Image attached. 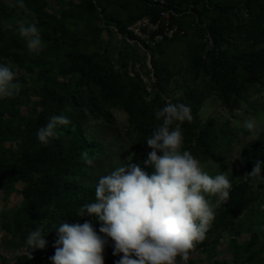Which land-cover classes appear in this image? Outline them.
Here are the masks:
<instances>
[{
  "label": "rangeland",
  "instance_id": "rangeland-1",
  "mask_svg": "<svg viewBox=\"0 0 264 264\" xmlns=\"http://www.w3.org/2000/svg\"><path fill=\"white\" fill-rule=\"evenodd\" d=\"M42 1L45 10L63 20L77 37L78 48L83 53L94 56L121 83L133 89L140 103L147 108L153 127L160 123L155 118V111L166 102H181L191 108V94L202 96L200 108L192 114L189 125L185 124L186 121L181 125L183 132H189L183 147L199 159L210 174H228L232 188L226 202H218L215 196L207 197L215 205L212 224L216 226L210 230L206 245L190 252L186 264H264V231L260 230L264 226V183L246 175L243 155L245 147L264 134V79L263 83L249 87L239 97L226 92L222 100L220 85L210 77L218 57L208 32L209 27L217 22L218 13L213 6H239L244 0H170L171 24L179 33L155 48H141L136 43L126 42L110 27L146 16L148 7L143 0ZM24 2L25 8L20 9L10 7L8 0H0L5 11L0 19L4 22L0 24V31L21 42L18 47L10 44L2 62L9 63L16 72L21 89L18 95L0 100V164L18 158L32 146V138L36 135L33 122L41 110L43 97L48 96L44 88L47 80L55 84L70 81L57 69L45 74L44 80L32 72L29 57L41 55L45 49L50 51L51 43L33 11L32 1ZM239 14L243 20L251 18L243 8ZM18 20L35 23L40 28L44 46L38 54L29 52L26 41L16 31ZM235 37L240 45L228 48L223 44L221 50H228L231 54L250 50L249 43L241 41L243 39L237 32ZM60 49L65 51V45ZM154 65L158 69V77ZM73 75L77 77L76 73ZM81 90L85 96V89ZM92 92L107 117L100 113L90 117L84 136L88 142L100 145L101 152L96 153L94 166L84 176L72 174L67 179L93 188L98 175L128 162L129 157L131 163H142L143 155L151 149L138 145V135L121 107L102 102L96 88ZM250 117L257 121L254 132L243 127V121ZM210 123L215 136L213 156L204 157L196 147L194 137L200 128ZM87 151L93 157L92 152ZM261 176L264 177V171ZM241 181L248 184L245 202L240 203L236 210L227 211L231 194ZM35 185L36 179L33 178L29 185L25 181L14 180L0 186V264H15L18 256L30 255L26 252L22 235L34 229H31V223L26 222L28 206L25 197ZM49 210V215H52V205ZM225 211L223 221L218 222ZM48 244L53 250L55 243L50 240ZM104 258L106 264H113L109 254Z\"/></svg>",
  "mask_w": 264,
  "mask_h": 264
},
{
  "label": "trees",
  "instance_id": "trees-1",
  "mask_svg": "<svg viewBox=\"0 0 264 264\" xmlns=\"http://www.w3.org/2000/svg\"><path fill=\"white\" fill-rule=\"evenodd\" d=\"M31 1L34 7L33 11L40 19L43 32L48 36V42L51 43L50 51L45 49L41 55L33 54L29 57L32 72L37 75L38 79L44 80L45 74L57 69L62 77L68 76L70 79L69 82L56 84L47 80L48 84L44 88L48 96L43 97L41 110L33 124L37 131L39 127L47 124L53 115L67 116L70 124L58 125L55 137L46 146L40 144L35 135L32 138V146L21 153L18 158L1 163L0 186L7 181L14 180H22L29 185L33 178L36 179L35 188L25 197L28 206V221L26 222L32 224V229L41 226L42 222L46 221L42 227L45 231L43 238L47 244L44 249L32 250L30 255L18 256L15 264H51L49 257L54 254L55 248L50 250L48 241L51 240L55 243L60 223L83 224L88 221L96 229L100 226L95 214L77 216L82 204L94 200V187H84L76 180L67 179L72 174L84 176L85 172L94 166L83 163L80 157L82 151L90 150L95 159L96 153L101 152L100 145L94 141L88 142L84 136L85 126L90 117H95L99 113L107 117V114L99 106L98 99L94 96L92 89H97V95L102 102H111L128 114V121L139 138L138 145L147 147L146 139L152 134L155 127L149 120L147 108L140 103L133 89L127 88L121 83L94 56L83 53L78 48L77 37L70 32L63 20L50 15L45 10V3L42 0ZM143 1L148 7L146 16L154 17V7L148 0ZM213 8L218 13L217 22L209 27L208 32L218 57L216 66L210 72V77L220 85V99H224L226 92H232L236 97H239L249 87L263 83L264 0H244L243 4L239 6L215 4ZM242 8L251 17L249 20H243L240 17L239 11ZM2 15H5V11L0 5V19ZM116 25L122 32L125 24ZM236 32L243 39L241 41L249 43L250 50L236 54H231L228 50H221L223 44L228 48L240 45L239 39L235 37ZM20 43L13 36H7L0 31V63L6 58L10 44L18 47ZM61 45H65V51L60 49ZM74 48H76L75 51H73ZM48 52H51V55H48ZM154 69L155 75L158 77V69L155 65ZM74 73L77 74V77L73 75ZM81 89H85V96ZM191 98L192 115L199 110L202 96L191 94ZM185 124L189 125V121H186ZM188 134L189 132H183L185 143L188 141ZM194 140L202 156H213L215 136L211 123L200 128ZM243 155L244 169L248 173L251 172L256 159L264 161V134H261L256 142L246 146ZM146 157L147 154L143 155L142 161ZM141 166L147 172L152 171L150 166H145L142 163ZM247 190V182L241 181L231 194L227 211L236 210L240 203L245 202ZM51 205L53 214L49 215ZM225 214L226 211L219 216L218 222L223 221ZM84 219L85 221H83ZM215 226L216 224H211L206 238L195 248L206 245L210 230ZM27 234L23 233L22 235L24 241ZM106 254L111 256L113 262L120 258L112 255L111 247L105 248L104 255Z\"/></svg>",
  "mask_w": 264,
  "mask_h": 264
},
{
  "label": "clouds",
  "instance_id": "clouds-1",
  "mask_svg": "<svg viewBox=\"0 0 264 264\" xmlns=\"http://www.w3.org/2000/svg\"><path fill=\"white\" fill-rule=\"evenodd\" d=\"M8 2L10 7L25 8L24 0ZM16 24L29 52L42 51L40 28L25 20ZM20 89L11 65L0 63V100L18 95ZM155 118L160 123L146 139L151 150L142 161L152 171H145L141 163H131L129 157L128 162L98 175L94 200L82 204L77 216L95 214L99 228L88 221L60 223L55 251L49 257L51 264H105L106 247H111L114 257H120L113 264H186L190 252L206 238L216 214L215 205L207 197L215 196L218 202H226L232 188L229 175L210 174L183 147L181 125L192 120L189 105L166 102L155 111ZM69 124L67 116L53 115L37 129L36 138L46 146L55 137L58 125ZM243 127L254 132L256 119L244 120ZM80 157L84 164L94 165L95 157H90L87 150ZM262 171L264 161L256 159L246 175L264 183ZM260 230L264 231V226ZM44 235L42 226L30 230L24 241L26 252L44 249L47 244Z\"/></svg>",
  "mask_w": 264,
  "mask_h": 264
},
{
  "label": "built area",
  "instance_id": "built-area-1",
  "mask_svg": "<svg viewBox=\"0 0 264 264\" xmlns=\"http://www.w3.org/2000/svg\"><path fill=\"white\" fill-rule=\"evenodd\" d=\"M148 1L155 8L154 17L143 16L134 19L123 26L122 32L116 24L110 26L126 42L136 43L141 48H155L179 33V30L171 24L172 13L169 8V0ZM140 77L146 81L142 75Z\"/></svg>",
  "mask_w": 264,
  "mask_h": 264
}]
</instances>
